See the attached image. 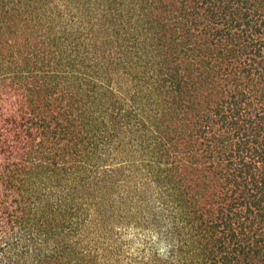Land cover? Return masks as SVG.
<instances>
[{
    "label": "trees",
    "instance_id": "16d2710c",
    "mask_svg": "<svg viewBox=\"0 0 264 264\" xmlns=\"http://www.w3.org/2000/svg\"><path fill=\"white\" fill-rule=\"evenodd\" d=\"M0 264H264V0H0Z\"/></svg>",
    "mask_w": 264,
    "mask_h": 264
}]
</instances>
